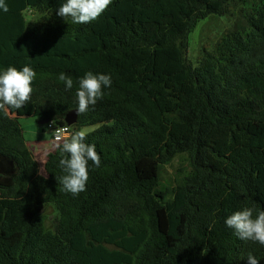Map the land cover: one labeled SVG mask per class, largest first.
<instances>
[{"label":"trees","instance_id":"trees-1","mask_svg":"<svg viewBox=\"0 0 264 264\" xmlns=\"http://www.w3.org/2000/svg\"><path fill=\"white\" fill-rule=\"evenodd\" d=\"M260 1L194 66L187 56L196 25L245 0H112L87 24L57 14L66 0H5L0 72H36L20 111L66 125L81 77L91 71L112 83L72 126V134L96 128L86 142L101 158L99 167L89 161L86 190L75 196L58 183L62 144L42 176L19 120L0 111V157L16 164L12 176L0 175V264H247L249 254L264 264V245L225 225L245 207L264 211ZM180 155L189 173L162 187L164 166ZM47 185L61 189L49 202L52 227L41 200Z\"/></svg>","mask_w":264,"mask_h":264},{"label":"clouds","instance_id":"clouds-1","mask_svg":"<svg viewBox=\"0 0 264 264\" xmlns=\"http://www.w3.org/2000/svg\"><path fill=\"white\" fill-rule=\"evenodd\" d=\"M111 3L112 0H66L59 7L57 14L65 20L70 18L73 23L87 24L97 20ZM0 9L5 13L9 11L5 0H0ZM35 77V70L28 65L20 69L8 66L0 72V111L7 115L10 110L22 109L31 100ZM59 80L65 83L66 89L73 88V79L65 73L59 74ZM111 83L110 75L94 74L91 71L81 77L75 94L78 114L86 113L90 105H95L102 99L103 88L111 87ZM87 135V129L75 131L69 138L64 139L60 146L62 153L67 155L59 160L64 174L59 177L58 183L74 196L86 190L89 161L95 167L101 164L95 145L86 142ZM225 225L233 229L239 239L264 245V211H259L254 216V209L245 207L227 216ZM247 264H259V260L249 254Z\"/></svg>","mask_w":264,"mask_h":264},{"label":"rangeland","instance_id":"rangeland-1","mask_svg":"<svg viewBox=\"0 0 264 264\" xmlns=\"http://www.w3.org/2000/svg\"><path fill=\"white\" fill-rule=\"evenodd\" d=\"M261 5L260 0H245L244 3H237L233 5L228 13L222 16L213 15L202 21H200L189 36V50L188 59L194 65L198 66L205 51L213 52L216 50L217 43L222 42V38L226 37L228 33L235 30L236 27H240L242 24L246 23L244 16L254 12ZM32 18V17H30ZM28 18L29 20H31ZM35 18V16L33 17ZM11 117L17 118L24 129V136L30 144L36 141H46L47 146L37 145L33 149L29 146L32 154L39 164L40 173L42 176H46L43 169L44 160L47 154L54 149V146H58L53 142V134L51 131L46 130V124H41L40 120L35 116L32 108L26 111L20 110H10L8 113ZM89 132H93L96 128H85ZM28 144V143H27ZM190 171V166L186 155H180L174 158L170 164L164 166V170L161 175V186L162 187H174L176 182L183 178ZM61 189L47 185L44 189V194L41 196V200L46 202L48 216L47 225L49 227L53 226L56 211L54 207L49 203L54 200L56 196L60 193ZM89 240V238H88ZM107 248L109 251L115 250L108 244H101Z\"/></svg>","mask_w":264,"mask_h":264},{"label":"water","instance_id":"water-1","mask_svg":"<svg viewBox=\"0 0 264 264\" xmlns=\"http://www.w3.org/2000/svg\"><path fill=\"white\" fill-rule=\"evenodd\" d=\"M79 114L77 110L69 111L65 116V123L68 126H74L78 123ZM49 121H40L41 124H47ZM16 172V164L7 158L0 157V175L12 176Z\"/></svg>","mask_w":264,"mask_h":264},{"label":"built area","instance_id":"built-area-1","mask_svg":"<svg viewBox=\"0 0 264 264\" xmlns=\"http://www.w3.org/2000/svg\"><path fill=\"white\" fill-rule=\"evenodd\" d=\"M46 130L51 131L53 134V142L57 145L62 144L64 139H67L72 134V127L68 125L59 126L55 122H49L46 124Z\"/></svg>","mask_w":264,"mask_h":264},{"label":"crops","instance_id":"crops-1","mask_svg":"<svg viewBox=\"0 0 264 264\" xmlns=\"http://www.w3.org/2000/svg\"><path fill=\"white\" fill-rule=\"evenodd\" d=\"M32 116H35L36 118H39L38 116H37V114L35 113L34 115H32ZM24 130V129H23ZM25 134V133H24ZM27 143H28V146H30L32 149L34 148V147H36L37 145H45V146H47L48 147V145L50 144H48L47 145V142L46 141H44V140H42V141H36V142H34V143H32V144H30L29 143V141H27ZM56 145L54 146V149L51 151V152H53L55 149H56ZM51 152H49V153H51ZM48 153V154H49ZM48 154H47V156H48ZM47 158V157H46ZM44 161H46V159L44 160ZM45 163V162H44Z\"/></svg>","mask_w":264,"mask_h":264}]
</instances>
